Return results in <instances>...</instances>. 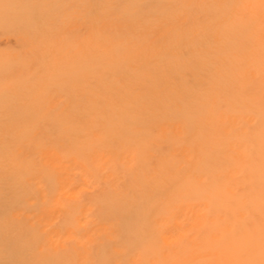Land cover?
I'll list each match as a JSON object with an SVG mask.
<instances>
[{
	"label": "bare ground",
	"instance_id": "obj_1",
	"mask_svg": "<svg viewBox=\"0 0 264 264\" xmlns=\"http://www.w3.org/2000/svg\"><path fill=\"white\" fill-rule=\"evenodd\" d=\"M0 264H264V0H0Z\"/></svg>",
	"mask_w": 264,
	"mask_h": 264
}]
</instances>
